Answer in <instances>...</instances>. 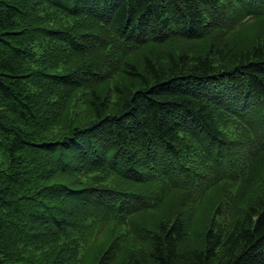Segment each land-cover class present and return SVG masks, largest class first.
<instances>
[{
  "label": "trees",
  "instance_id": "16d2710c",
  "mask_svg": "<svg viewBox=\"0 0 264 264\" xmlns=\"http://www.w3.org/2000/svg\"><path fill=\"white\" fill-rule=\"evenodd\" d=\"M0 264H264V0H0Z\"/></svg>",
  "mask_w": 264,
  "mask_h": 264
}]
</instances>
